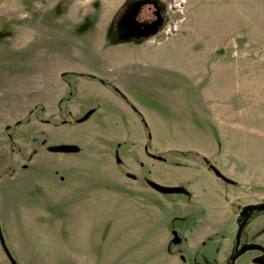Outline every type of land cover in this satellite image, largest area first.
Listing matches in <instances>:
<instances>
[{"label": "rangeland", "instance_id": "rangeland-1", "mask_svg": "<svg viewBox=\"0 0 264 264\" xmlns=\"http://www.w3.org/2000/svg\"><path fill=\"white\" fill-rule=\"evenodd\" d=\"M127 1L0 0V229L17 264H225L241 211L264 203V6L214 4L195 26L189 3L220 0H160L164 25L145 44L115 35ZM60 72L71 111L101 107L47 131L79 153L31 140L44 132L31 119L49 116L18 90ZM0 264H12L1 240Z\"/></svg>", "mask_w": 264, "mask_h": 264}, {"label": "crops", "instance_id": "crops-1", "mask_svg": "<svg viewBox=\"0 0 264 264\" xmlns=\"http://www.w3.org/2000/svg\"><path fill=\"white\" fill-rule=\"evenodd\" d=\"M244 3L260 4V5L264 6V0H220L219 2H205L202 4L189 3V5L191 6L190 9L194 10L193 22H194V25L196 26V25L201 24L199 14H200L201 10L204 8L212 7V5H214V4L215 5H222L223 4L225 6H231V7L244 9L245 8ZM154 38H158L157 35H152V36L147 37L145 44L154 42V40H153ZM25 40L26 39H22V41H25ZM10 41H12V40L10 39L9 42ZM17 41L19 42V38H17ZM20 41H21V39H20ZM13 42H15V39H13ZM142 44H144V43H142ZM236 54L243 56L242 51H239V52L237 51ZM153 55H156V53H151L150 51H147V52L145 51L144 57L145 58H154ZM135 57H138V54ZM61 74H62L61 72L58 73V75L56 74L57 79H56L54 84L52 82L48 81L49 76L48 77L39 76L38 78H36V79H38V82H39V84L37 86L31 87L30 79L34 80L35 78H29V85L27 86L28 91H26V89H22V88L18 89L20 93H22V94L24 93L25 95H28V96L31 93L35 94V92H37L38 94H41L39 97H37V100H35L32 103H30V101H27V110L29 112V111L34 109L33 110V114H34L35 111L39 110L42 107L44 112L45 113L47 112L49 119L48 118L39 119L38 117H35V119L32 118L29 124H31L33 126L36 125V126L42 127V130L44 132H42V134L36 133L33 137H30V138H31V140H34V141L36 140V142L37 141H43L47 145H49L48 147L57 146V145H68L69 142H63V141L62 142H54L52 140H48L49 135H48L47 131H50L52 128L58 129L61 131L66 130V129L78 128V127H75L77 125H71V122H72L71 118L79 119V118L83 117L82 111H80L81 113L78 112L79 110L77 112L71 111V108L73 107V101L75 100V95H74V93H72L70 100H67V97L70 93L69 92L70 89L67 87V84L63 82V80H62L63 77L59 78V76ZM77 90L79 91V89H77ZM41 100L47 101L46 105L42 104ZM64 107H67L68 111L65 110ZM86 107H87V109H90V110L94 109L95 113H98L101 110V107L99 105L90 104ZM72 110H73V108H72ZM7 128H9V126ZM2 129H3V125H0V130L2 131ZM16 140L17 139H15V141H14V139H13V143H17ZM24 145L30 149V152L32 151V149H33L32 144L24 143ZM34 145H36V143ZM0 149H1V146H0ZM42 152L43 151H40V153H42ZM248 238L251 239L252 241H254L255 243H259V244L264 243V213L259 215L249 225V227H248ZM251 259H253V258H251Z\"/></svg>", "mask_w": 264, "mask_h": 264}, {"label": "flooded vegetation", "instance_id": "flooded-vegetation-1", "mask_svg": "<svg viewBox=\"0 0 264 264\" xmlns=\"http://www.w3.org/2000/svg\"><path fill=\"white\" fill-rule=\"evenodd\" d=\"M134 10H135V12H134L135 15L133 14L134 15V17H133L132 13ZM165 17H166L165 6L163 5V3L160 0H128L125 4L124 8L119 12L118 16L114 20V28H115L114 32H115V35L119 36L120 38L149 37L152 35H157L161 31L160 30L161 26L164 25L163 22L166 19ZM156 29L158 30V33L154 34V31ZM71 94L72 93H70V96L68 95L70 98H71ZM70 98H69V100H70ZM92 110H94V109H92ZM79 119H81V118H79ZM150 157L154 158L157 161H163L162 159L158 158V156L154 157V156H151V154H150ZM202 160L205 163L206 167L215 175V173L211 169L212 164L205 158H202ZM118 163H121V161L118 160ZM129 176L132 177L134 180H136V176L131 175V174H129ZM216 178L218 180H220L221 182H225L224 180H222L221 178H218L217 176H216ZM147 184L150 188H152L149 185V181H147ZM185 190L187 191V193L181 194V195H184L185 197L190 198L192 196L191 193L188 192L187 189H185ZM256 213L258 215H256ZM261 214H263V213L255 210L251 214V216L248 215L245 218H239L238 227H237L238 231H239V227H240L241 223L245 219L248 218L247 225L244 228L242 235H241V244H240L239 250L242 248L244 243H245V245L246 244H257L248 238V227ZM238 231H237V235H238ZM245 232H247L246 233V242L243 243L242 237L245 234ZM237 235H236L234 242H233L234 245L232 248V252L230 253V256L227 259L225 264L232 263V257L238 252L236 250ZM247 239H249L250 241ZM258 245H260V244H258ZM256 252L258 253V255H256L255 258H253V261L255 264H257V259L263 256L262 252H259V251H256ZM238 259L236 260V262L238 261ZM236 262H235V264H236Z\"/></svg>", "mask_w": 264, "mask_h": 264}, {"label": "water", "instance_id": "water-1", "mask_svg": "<svg viewBox=\"0 0 264 264\" xmlns=\"http://www.w3.org/2000/svg\"><path fill=\"white\" fill-rule=\"evenodd\" d=\"M135 10L133 11L132 15L134 14ZM135 15V14H134ZM133 15V17H134ZM158 30L156 29L154 31V34H157ZM95 110H91L89 111L85 116H83L81 119L77 120V124H81L84 123L86 121H88L91 116L94 114ZM80 148L76 147V146H68V145H57V146H50L48 148V151L51 153H63V154H70V153H78L80 152ZM212 171L215 173V175L218 178H221L222 180H224L226 183L231 184V185H235L236 183L232 180H229L228 178H226L224 175H222L220 173V171L214 167L213 165L211 166ZM149 185L156 190L159 193L162 194H185L187 193V191L184 188H180V187H164L161 186L155 182L149 181ZM259 211V212H264V203L260 204L258 206H248L245 207L241 213L240 216L241 218H245L246 216H251V214L255 211ZM248 222V218L245 219L240 227H239V231H238V235H237V241H236V250L238 251L233 257H232V263L229 264H235L236 260L244 255L245 253L249 252V251H259L263 253V256L257 259V264H264V248L261 245L258 244H246L243 245L242 248L239 250L240 244H241V235L242 232L244 230V228L246 227ZM0 240L2 243V246L6 252V254L8 255L10 261L12 264H17V262L13 259V257L11 256L9 250L7 249V246L5 244V240L3 239V236L1 234V229H0ZM179 240L175 239V243H178Z\"/></svg>", "mask_w": 264, "mask_h": 264}, {"label": "trees", "instance_id": "trees-1", "mask_svg": "<svg viewBox=\"0 0 264 264\" xmlns=\"http://www.w3.org/2000/svg\"><path fill=\"white\" fill-rule=\"evenodd\" d=\"M64 76H66V75H64ZM29 121H30V120L28 119L27 122H29ZM21 124H22V122H18V123H17V126H19V125H21ZM8 129H9V128H8ZM251 220H252V219H251Z\"/></svg>", "mask_w": 264, "mask_h": 264}]
</instances>
